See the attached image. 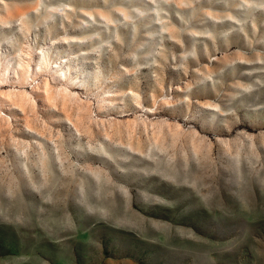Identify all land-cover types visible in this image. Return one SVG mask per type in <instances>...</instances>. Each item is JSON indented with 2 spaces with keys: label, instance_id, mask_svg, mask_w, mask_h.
Returning a JSON list of instances; mask_svg holds the SVG:
<instances>
[{
  "label": "rangeland",
  "instance_id": "1",
  "mask_svg": "<svg viewBox=\"0 0 264 264\" xmlns=\"http://www.w3.org/2000/svg\"><path fill=\"white\" fill-rule=\"evenodd\" d=\"M250 156L264 178V0H0V264H264ZM88 206L113 228L39 230Z\"/></svg>",
  "mask_w": 264,
  "mask_h": 264
},
{
  "label": "bare ground",
  "instance_id": "2",
  "mask_svg": "<svg viewBox=\"0 0 264 264\" xmlns=\"http://www.w3.org/2000/svg\"><path fill=\"white\" fill-rule=\"evenodd\" d=\"M255 159H256L255 156H250L247 160H244V158H242V163L239 162V164L235 168H233L235 169V172L238 174V177H236V180L234 181L235 183L234 185L236 186V189L238 191H241V196L244 195L245 197H249V199L253 198L254 196L257 201L259 200V198H261V200L264 201V178L257 176V174L260 175L258 171L261 170H257L256 163L254 162ZM215 165H216L215 169L217 172L223 170L220 163L215 162ZM244 171L246 173H243ZM243 174H246V177H244ZM175 175H176V179H178L179 181L185 180L184 183L182 181L183 184L181 185V188L183 192H181L180 197L177 196L178 200L186 201V199H191V200L195 199L199 202L200 206H208L214 201V199H216L217 197L216 187L210 185L208 187L207 186L208 184L206 182L207 179H205L208 177L210 178L211 175L209 176L208 174L207 177V174L205 175L202 171H198L195 169L188 170L183 168L182 166L180 169H178V172ZM100 198H103L106 201L104 204L106 205V207H108V209L110 208L115 211L122 209L120 205H119L120 207H118L115 206L113 202H109L110 197H107V194L106 197L100 196ZM65 201L67 202L61 204L60 206H63L64 208H69L70 211H74L78 213L80 210L85 211L86 209V207L80 202H76L70 199H66ZM241 204L244 205L242 200H241ZM88 210L93 214L92 218L85 219L81 223L79 222V225L77 226H73L70 223L68 225L67 224L68 221L66 220V224L64 228H59L57 225V221L61 219V217L58 215V211L51 212L50 215L48 216L50 219V223L46 227H42L40 224H38L40 226L39 230L43 233H47L50 236L58 235L60 238L67 233L73 232L74 227L80 229V231H83V229H85L86 226H88L87 224H89L90 222L92 223L97 222L96 224H98L99 222H104L105 223L104 225H108L107 228L112 227V222L110 221L114 215L112 210L107 212L110 214V216H107L105 220L102 219V221L99 220L100 217L96 218L93 212L95 210L94 206L93 207L88 206ZM106 221H108L109 224ZM83 223L84 225L82 226Z\"/></svg>",
  "mask_w": 264,
  "mask_h": 264
}]
</instances>
